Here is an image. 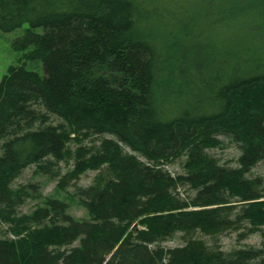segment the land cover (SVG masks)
I'll use <instances>...</instances> for the list:
<instances>
[{
  "label": "trees",
  "instance_id": "16d2710c",
  "mask_svg": "<svg viewBox=\"0 0 264 264\" xmlns=\"http://www.w3.org/2000/svg\"><path fill=\"white\" fill-rule=\"evenodd\" d=\"M179 1L0 0V30L27 24L13 43L21 60L0 80V264H264V245L225 250L220 239H264V175L252 174L264 161V57L254 60L264 45L225 49L253 35L222 34L240 21L233 0H215L219 24L194 32L221 78L201 97L175 46L203 0ZM36 60L44 74L27 67ZM226 139L236 166L211 153ZM31 165L62 175V189L96 170L75 188L88 217L57 198L22 212L30 192L11 184Z\"/></svg>",
  "mask_w": 264,
  "mask_h": 264
},
{
  "label": "rangeland",
  "instance_id": "374dc122",
  "mask_svg": "<svg viewBox=\"0 0 264 264\" xmlns=\"http://www.w3.org/2000/svg\"><path fill=\"white\" fill-rule=\"evenodd\" d=\"M167 2L172 3L175 0H166ZM186 1V0H182ZM179 1V2H182ZM188 1V0H187ZM236 4H233V22L240 21L239 23L232 25L233 27H228L223 29L222 34L228 31H232V33H236L238 30H241L242 33H249L248 35L252 37H247L246 34H239L236 37V34L232 36L233 43L225 49L234 50L242 54L244 45L252 46L257 44L260 41L261 45H264V0H233ZM200 1H196L198 3ZM206 6L203 7L204 3ZM169 3V4H170ZM215 0H203L202 1V8L200 12H194L193 7L191 8V14L195 13V18L189 17V22L192 24V27H185L183 25L182 28L176 31V46L175 52L177 56H181L183 61H186L191 68L192 77L195 80V87L192 91L198 93L201 97H207L210 95L213 90L218 89V84L220 83L221 76L219 75L218 66H211L209 58L211 56L210 44L206 43L207 37H203L204 35H200L194 32L196 30H207L211 31L212 27H215L216 24L215 18L217 17V12L215 7ZM237 4H244L246 5L243 8L244 14L239 17H234L242 11H239ZM218 7V6H217ZM218 9V8H217ZM178 10V9H177ZM205 10H209L206 14L200 15ZM187 12V11H186ZM216 12V13H215ZM193 13V14H194ZM181 15V14H179ZM214 19V23L211 17ZM245 16L246 18H250L256 24L255 33L249 32L245 28L241 29V20ZM209 22L207 25H205ZM212 23V24H211ZM203 24V26L201 25ZM202 26V27H201ZM27 27V24L17 28L15 30L5 32L0 30V80L2 77L7 73V69L11 65L18 64L21 60V53L16 51L13 47L14 41L23 35L24 29ZM206 27V28H205ZM209 29V30H208ZM42 29L39 28V31ZM217 31V30H214ZM230 33V32H229ZM217 33L213 32V36H216ZM225 38V37H224ZM210 42V40H208ZM256 42V43H255ZM255 43V44H254ZM235 44V45H234ZM212 50L216 51L215 56L218 58V50L212 48ZM255 57L254 60H258L264 54L259 51L258 53L254 52ZM210 59V60H209ZM253 60V59H252ZM27 67L29 69L35 70L41 74H44L43 71V64L40 60L30 61L27 63ZM188 90H191L190 85ZM75 147V145H73ZM128 151H131L129 148H126ZM213 155H215L222 164L229 165V166H236V160L239 156V151L235 144L229 142L228 139L225 140V147L224 148H216L211 151ZM141 157V156H140ZM141 159L146 160L144 157ZM74 160L71 159L69 162H61V174L66 173L67 171L73 168ZM172 174H178L182 172V166L179 161L168 165L167 167ZM97 174L96 170H88L82 173L76 182L72 183L71 185L64 187V189L60 188L58 183L62 175L58 177H52L48 174H45L41 171L36 169L35 165H31L25 168L21 175H19L11 184L12 188L17 189L20 187H28L30 195L27 196L24 200L23 205L21 206V211L24 213H31L34 211L38 206H41L45 203L46 200L50 198H57L59 200L65 201L69 206V212L72 216L78 219L87 218V211L86 209L80 204L79 199L76 195V185L78 186H88L90 185L95 175ZM253 175H264V161H261L253 170ZM32 185H35L37 189L32 188ZM237 233H229L222 236L221 244L225 250H230L234 247L240 246H249L255 245L262 247L264 245V239L259 233H255L251 235L248 239L238 242ZM182 244L179 238H176L173 241L166 242L164 244L165 247H175Z\"/></svg>",
  "mask_w": 264,
  "mask_h": 264
}]
</instances>
